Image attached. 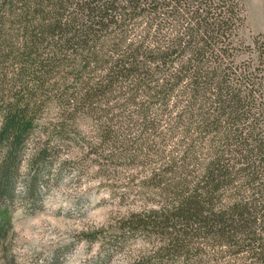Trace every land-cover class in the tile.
Returning <instances> with one entry per match:
<instances>
[{
    "label": "trees",
    "instance_id": "16d2710c",
    "mask_svg": "<svg viewBox=\"0 0 264 264\" xmlns=\"http://www.w3.org/2000/svg\"><path fill=\"white\" fill-rule=\"evenodd\" d=\"M245 17L241 0H0V183L41 124L53 151L81 114L111 137L134 103L119 127L170 136L176 177L160 167L172 198L118 219L151 244L130 264H264V46Z\"/></svg>",
    "mask_w": 264,
    "mask_h": 264
},
{
    "label": "rangeland",
    "instance_id": "374dc122",
    "mask_svg": "<svg viewBox=\"0 0 264 264\" xmlns=\"http://www.w3.org/2000/svg\"><path fill=\"white\" fill-rule=\"evenodd\" d=\"M241 2L244 38L250 43L259 39L264 46V0ZM156 105L148 111L155 114ZM134 107L114 108L111 137L102 138L99 110L81 114L77 130L59 138L53 151L44 152L48 122L20 145L10 185L0 183V264H130L150 248L140 233L116 236V225L122 215L172 198L173 184L162 188L153 173L168 166L166 182L176 175L157 150L160 145L167 154L173 142L139 126L119 127L117 113ZM124 147L133 150L134 158L120 154ZM4 149L0 146V164ZM108 247L109 257L101 260Z\"/></svg>",
    "mask_w": 264,
    "mask_h": 264
}]
</instances>
